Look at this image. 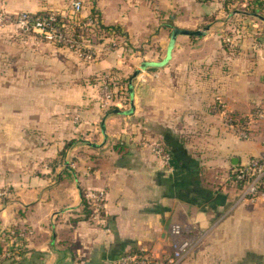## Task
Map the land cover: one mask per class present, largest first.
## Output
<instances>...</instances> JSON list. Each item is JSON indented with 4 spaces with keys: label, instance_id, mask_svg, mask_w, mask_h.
Segmentation results:
<instances>
[{
    "label": "crops",
    "instance_id": "1",
    "mask_svg": "<svg viewBox=\"0 0 264 264\" xmlns=\"http://www.w3.org/2000/svg\"><path fill=\"white\" fill-rule=\"evenodd\" d=\"M193 1L202 21L218 20L241 31L252 22L264 26V18L257 16H264V0ZM94 7L102 23L119 25L130 36L127 47L108 51L95 66L103 71L131 67L119 76L117 89L118 104L127 97L132 111L113 115L115 139H109L112 119L103 125L99 140L104 146L109 140L115 143L108 150L99 141L73 151L91 163L89 174L106 187L105 221L93 223L81 205L79 191L86 182L63 163L68 147L61 151V161L41 157L7 180L11 194L0 198V264H104L109 257L142 247L156 255L167 253L172 222H183L196 234L201 224L216 226L226 215L238 192L220 175L233 166L231 157L241 161L264 155L262 123L253 127L257 137L238 141L212 109L217 93L236 111L264 100V69L254 64L258 51L242 43L240 55L221 66L225 52L220 39L206 30L200 35L179 33L163 64L141 68L144 61L166 56V32L169 37L171 19L176 18L165 20L166 0H95L87 11ZM245 35L241 41L250 44V33ZM143 137L161 141L171 151V170L141 144ZM219 182L223 189H217ZM227 226V220L219 224L220 239ZM242 242L238 251L229 242H209L201 254L193 258L194 251L179 264H254L250 247ZM259 253L257 263L264 264Z\"/></svg>",
    "mask_w": 264,
    "mask_h": 264
},
{
    "label": "rangeland",
    "instance_id": "2",
    "mask_svg": "<svg viewBox=\"0 0 264 264\" xmlns=\"http://www.w3.org/2000/svg\"><path fill=\"white\" fill-rule=\"evenodd\" d=\"M74 1L76 0H0V198L11 194L10 185L7 184L9 178L17 177L16 174L23 168L39 162L41 157L56 156L61 161V151L68 147L63 163L85 178L86 182V185L79 188L81 205L85 202L88 205L95 198L99 200V195H102L100 207L94 206L91 212L93 215H88L93 223H102L106 217V187L96 175L89 174L91 163L80 158L77 153L73 154V151L78 147L95 146L99 141L106 151L114 143L109 140V146H104L102 143L105 141L99 140L103 137L102 125L106 126L108 119H112L110 124L114 133L109 135V139L112 136L115 139L113 115L123 112L113 110L129 108L127 97L120 99L121 103L118 104L117 85L119 76L130 73L131 67L127 64L126 71L115 68L103 71L96 69L95 64L108 51L127 47L130 36L122 29L109 36L97 33L95 26H84L94 23L82 24L73 16L83 18L93 13L99 17L95 7L87 11V4L94 3L95 0H79L82 3L79 10L74 9ZM179 3L178 12L176 8ZM198 7L193 0H166L165 20L170 22V15L176 17L171 19V30L174 27L202 29L208 26L206 32L220 39L225 52L221 66L230 65L244 43L250 45L254 52L258 51L254 55V58H258L254 64L264 69V26H255L252 22L241 31L231 24L223 25L218 20L202 21ZM38 11L61 15L62 24L66 28L62 41L54 35L55 29L49 31L24 22L25 17ZM78 29L87 30V34L80 32L78 38L74 37L72 33ZM248 33L251 37L250 44L247 40L241 41ZM169 38L166 32V40ZM259 51L262 52V59L259 58ZM87 69H91L92 73ZM260 101L256 100L248 110L236 111L217 93L214 95L212 109L219 115L220 124L225 130L231 132L238 141H247L258 135L254 132V126L261 123L264 125V100ZM141 139V144L151 150L160 164L171 170L172 168L163 164V155L157 153L153 146L157 143L162 147L165 145L149 137ZM69 141L73 142L67 145ZM262 143L264 144V139ZM166 153H170L172 158L167 147ZM250 156L236 164L245 162ZM204 171L205 174L203 172L202 175L205 176L207 169ZM220 175H225L224 180L229 176L224 170ZM216 186L217 189H223L220 182ZM238 194L231 197L227 213L221 220L228 221L227 231L222 230L226 236L220 239L221 222L207 227L201 224L196 234L192 231L193 247L184 257H189L194 251L191 255L193 258L198 251L201 254L205 244L208 245L209 242H229L233 244L230 247L238 251L243 249L239 241H244L242 245L250 247L254 264H259V252L264 259V198L259 195L253 200H241Z\"/></svg>",
    "mask_w": 264,
    "mask_h": 264
},
{
    "label": "built area",
    "instance_id": "3",
    "mask_svg": "<svg viewBox=\"0 0 264 264\" xmlns=\"http://www.w3.org/2000/svg\"><path fill=\"white\" fill-rule=\"evenodd\" d=\"M82 3L79 0L73 2V7L75 10H79ZM92 17H86L85 23H93ZM26 23L32 26H39L46 30L55 29L54 35L58 37L59 41H62V34L66 33L65 25H63V20L59 24L51 23V21L46 20L36 14L29 15L25 17ZM76 31V30H75ZM75 31L72 35L75 36ZM114 33H108L107 35H112ZM115 35V34H114ZM64 37V36H63ZM144 80V78H142ZM262 115V113H259ZM157 149V153L162 154L163 164L172 168V158L170 153H166V147L160 145L159 143L153 145ZM233 166L227 172L229 176L228 181H231L236 187L239 193V199H249L253 200L254 197L262 195L264 198V157L262 155H251L247 158L245 162H239L238 164H232ZM238 165V166H237ZM99 200H91L88 205L85 204L89 209V215L91 214L94 206L100 207V199L102 195H99ZM90 204V205H89ZM93 215V214H91ZM169 251L162 255H156L151 250L147 248H137V249H127L116 256L109 257L105 260L104 264H179L182 258L187 255L192 247V231L188 225L183 222L175 221L169 226Z\"/></svg>",
    "mask_w": 264,
    "mask_h": 264
},
{
    "label": "trees",
    "instance_id": "4",
    "mask_svg": "<svg viewBox=\"0 0 264 264\" xmlns=\"http://www.w3.org/2000/svg\"><path fill=\"white\" fill-rule=\"evenodd\" d=\"M202 1H205V0H202ZM249 12L250 13H253L254 12V9L253 8H250L249 9ZM36 15H39L41 17H44L46 20L48 21H51V23H55V24H59L63 19L61 17V15L59 14H54L52 15L51 12H48V11H38L37 13H35ZM74 18H76V20H79L80 23L84 24L85 23V19L86 17H92L93 18V25H84L86 27H91V26H95V31L97 33H101L103 35H107L108 33H117V32H120V26L119 25H115V24H104L101 22L100 18L97 17V15H94L93 13H91L90 15L86 16V17H79V16H73ZM80 32H84L87 34V30H83V29H78L75 31V36H77L78 33ZM73 141H69L67 142V145L72 143ZM173 161H174V157L172 156V164H173ZM83 208L85 211H87L88 215H89V209L86 205H83Z\"/></svg>",
    "mask_w": 264,
    "mask_h": 264
},
{
    "label": "water",
    "instance_id": "5",
    "mask_svg": "<svg viewBox=\"0 0 264 264\" xmlns=\"http://www.w3.org/2000/svg\"><path fill=\"white\" fill-rule=\"evenodd\" d=\"M207 27L208 26H204L202 29H187V28H181V27H174L171 30L170 39H169V42L167 45V50H166V56L160 61H144V63L141 65V68H145L147 65H161V64H163L170 57L171 50L174 46V42H175V38H176L177 34L183 33V34H189V35H200V34L204 33V31ZM138 72H139V70L136 69L133 72V76H135ZM113 111L114 112L130 113L132 111V108L125 109V110L115 108ZM102 127H103V125H102ZM238 160L239 159L237 156L231 157V163L232 164H236L238 162Z\"/></svg>",
    "mask_w": 264,
    "mask_h": 264
}]
</instances>
